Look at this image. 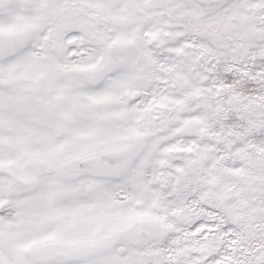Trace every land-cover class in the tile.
<instances>
[{
  "label": "snow or ice",
  "instance_id": "obj_1",
  "mask_svg": "<svg viewBox=\"0 0 264 264\" xmlns=\"http://www.w3.org/2000/svg\"><path fill=\"white\" fill-rule=\"evenodd\" d=\"M0 264H264V0H0Z\"/></svg>",
  "mask_w": 264,
  "mask_h": 264
}]
</instances>
